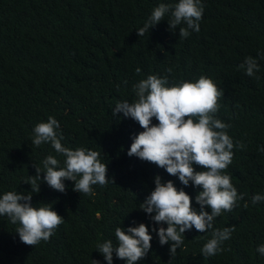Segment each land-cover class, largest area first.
Masks as SVG:
<instances>
[{
  "label": "trees",
  "instance_id": "trees-1",
  "mask_svg": "<svg viewBox=\"0 0 264 264\" xmlns=\"http://www.w3.org/2000/svg\"><path fill=\"white\" fill-rule=\"evenodd\" d=\"M160 3L178 0H0V197L30 192L23 183L48 155L63 167L65 157L50 144L31 142L33 128L49 116L60 124L64 147L100 152L111 180L85 196L72 190L71 181H65V193L57 192L41 175L32 205L52 204L64 223L48 242L32 247L20 241L18 225L0 217V264H107L97 245L111 240L116 246L117 227L141 223L153 239L138 264H264L256 251L264 244V201L251 203L254 195H264V59L258 56L264 53V0H202L198 33L180 38L178 29L172 33L162 21L140 38L136 31ZM246 57L257 60L259 79L239 68ZM169 67L170 82H195L203 75L224 89L217 118L231 125L234 143L245 145L234 148L226 172L244 199L214 221V228L235 231L222 245L226 250L212 257L201 253L210 232L195 228L184 233L173 258L171 242L159 244L152 229L167 225H155L139 210L154 178L183 188L197 210L195 196L202 189L185 188L155 164L129 157L132 137L143 129L122 113L112 117L118 102L135 100L132 88L139 80L163 77ZM113 264L126 261L113 253Z\"/></svg>",
  "mask_w": 264,
  "mask_h": 264
},
{
  "label": "clouds",
  "instance_id": "clouds-1",
  "mask_svg": "<svg viewBox=\"0 0 264 264\" xmlns=\"http://www.w3.org/2000/svg\"><path fill=\"white\" fill-rule=\"evenodd\" d=\"M203 13L202 0L160 3L136 33L141 38L154 26L167 21L172 33L178 29L179 37L187 38L190 30L200 31ZM166 16L170 18L165 20ZM258 56L264 59V53H258ZM239 68L248 77L259 79L256 73L260 68L256 59L246 57ZM166 72L163 77L148 75L139 80L132 88L135 100L118 102L112 117L122 113L124 118L132 119L143 129L132 137L127 152L129 157L155 164L168 175L177 177L185 188L202 189L195 196V203L199 205L197 210L192 206V197L183 188L178 190L170 180L162 182L160 176L154 178V190L139 204V210L155 225H167L166 228L152 229L159 244L163 246L171 242L169 253L173 258L184 244V233L195 228L200 233L211 234L201 249L202 256H216L226 250L222 245L231 238L235 227L214 228V221L224 212L238 207V202L244 199L226 172L233 162L234 148L243 150L245 145L234 143L228 134L231 125L217 118L224 89L203 75L195 82H170L168 77L173 74V68H167ZM135 73L141 75V68L137 67ZM153 119L158 123L153 124ZM59 128L57 119L49 116L47 122L38 123L33 128L31 142L35 147L50 144L57 154L65 157L63 167L55 156L48 155L42 161V168L33 165L36 175L23 183L31 186L30 192L9 191L0 197V217H7L13 225H18L15 231L27 246L48 242L64 223V218L53 210L52 204L32 205L33 193L40 191L41 175L43 182L57 192L65 193V181H71L74 184L72 190L85 196L95 195L94 185L105 186L111 181L107 177L108 164L101 162L100 152L83 147L75 150L64 147ZM259 150L264 151V148ZM261 201H264V195L257 194L251 203L255 205ZM244 207L247 208L248 204L245 203ZM205 209H210V214ZM115 237L116 246L111 240L97 245L107 264H113V253L126 264H138L148 255L153 239L143 223L127 230L117 227ZM256 251L264 256V244ZM92 264L99 262L92 260Z\"/></svg>",
  "mask_w": 264,
  "mask_h": 264
}]
</instances>
